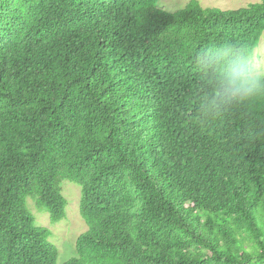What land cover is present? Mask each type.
Returning a JSON list of instances; mask_svg holds the SVG:
<instances>
[{"label": "trees", "instance_id": "obj_1", "mask_svg": "<svg viewBox=\"0 0 264 264\" xmlns=\"http://www.w3.org/2000/svg\"><path fill=\"white\" fill-rule=\"evenodd\" d=\"M0 0V264H57L62 183L87 230L63 264H264V102L199 118L195 56L254 51L264 0Z\"/></svg>", "mask_w": 264, "mask_h": 264}, {"label": "clouds", "instance_id": "obj_2", "mask_svg": "<svg viewBox=\"0 0 264 264\" xmlns=\"http://www.w3.org/2000/svg\"><path fill=\"white\" fill-rule=\"evenodd\" d=\"M200 86L195 99L199 118L222 116L241 104L264 102V62H258L246 47L224 40L195 56Z\"/></svg>", "mask_w": 264, "mask_h": 264}, {"label": "rangeland", "instance_id": "obj_3", "mask_svg": "<svg viewBox=\"0 0 264 264\" xmlns=\"http://www.w3.org/2000/svg\"><path fill=\"white\" fill-rule=\"evenodd\" d=\"M191 0H159L158 6L168 11H176L184 8ZM204 7H219L222 9H236L247 6L250 3L261 0H199ZM254 59L264 62V34L254 51ZM63 194L67 198L66 216L57 222H52L48 213L41 211L33 199H29V207L36 216L39 225L51 229L50 239L59 249L57 264H63L74 255V247L77 237L87 230V224L80 214L79 202L81 187L70 180L62 183Z\"/></svg>", "mask_w": 264, "mask_h": 264}]
</instances>
